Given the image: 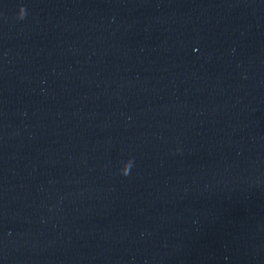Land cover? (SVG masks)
Instances as JSON below:
<instances>
[{
  "label": "clouds",
  "instance_id": "9594fccd",
  "mask_svg": "<svg viewBox=\"0 0 264 264\" xmlns=\"http://www.w3.org/2000/svg\"><path fill=\"white\" fill-rule=\"evenodd\" d=\"M21 9L23 10V13H22V14H21ZM21 9H20L19 16H18L19 19H23L24 16H25V10H24L23 8H21ZM127 174H128V173H127ZM127 174H126V175H127Z\"/></svg>",
  "mask_w": 264,
  "mask_h": 264
}]
</instances>
